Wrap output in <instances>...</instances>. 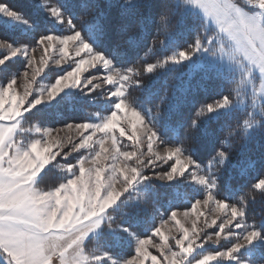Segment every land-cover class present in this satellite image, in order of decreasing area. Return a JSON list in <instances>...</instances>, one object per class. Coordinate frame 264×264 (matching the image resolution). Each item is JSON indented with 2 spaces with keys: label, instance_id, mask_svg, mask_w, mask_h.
<instances>
[{
  "label": "snow or ice",
  "instance_id": "1",
  "mask_svg": "<svg viewBox=\"0 0 264 264\" xmlns=\"http://www.w3.org/2000/svg\"><path fill=\"white\" fill-rule=\"evenodd\" d=\"M188 5L202 14L190 17ZM29 6L41 20L0 0V68L21 65L0 82V264H264V219L249 223L250 206L264 203V0ZM183 64L218 94L201 104L187 89L151 91ZM48 74L52 82L38 81ZM249 90L253 111L240 115ZM32 118L40 123L26 127ZM125 138L134 151L121 149ZM57 172L62 181L42 189ZM181 187L191 197L184 217L215 209L204 227L203 211L189 229L175 201L161 204L158 188ZM170 222L179 226L172 243Z\"/></svg>",
  "mask_w": 264,
  "mask_h": 264
},
{
  "label": "trees",
  "instance_id": "2",
  "mask_svg": "<svg viewBox=\"0 0 264 264\" xmlns=\"http://www.w3.org/2000/svg\"><path fill=\"white\" fill-rule=\"evenodd\" d=\"M9 2L16 8H19L26 12V14L30 16H34L35 19L41 20L42 17L45 15L44 13H41L39 16H36L32 10V8L29 6L30 0H9ZM98 2L101 4V8L99 11L103 12L104 8L103 6L108 4L110 0H98ZM114 2V0H112ZM121 2H124V0H121ZM191 9V8H190ZM193 14L200 15L198 12L193 11L192 9H188V15L191 17ZM5 35H9L12 37L16 36V32H5ZM185 40L190 39V36L186 33L184 36ZM175 46L173 47L172 51H175ZM171 54V52L167 53ZM21 68V65L19 62H10L9 66L7 68H0V81L4 82L6 81L11 74L17 72ZM150 74H145L142 78L147 79ZM175 86V87H174ZM187 89V93L194 99L195 102L203 103L207 100H209L211 97L216 96L219 92V88L216 83L209 82L203 79V72H191L187 64H183L180 66H177L176 71L173 72H166L165 74L161 75L155 82L154 86L152 87V92H159L160 97H163L165 93L169 96H172L174 93L177 96H181L184 94V90ZM129 91L132 93L135 97H140L142 99L146 98L148 96V90L145 89H129ZM159 99L155 101V103H159ZM248 102L244 104H240V112L239 114L242 115L245 111V109L248 112H252L253 109L251 107L252 102H250L248 105ZM99 107H103V104L99 105ZM149 107H152V105H149ZM71 115V113H68ZM87 115L92 116L93 118H98L100 115H105L106 112H104L101 108H90L87 110ZM35 123H40V121L36 118H32L29 121L26 122V127H33ZM242 123V120H241ZM60 124H57L56 126H59ZM32 135V133L27 134ZM34 136L36 134H33ZM26 136V134H25ZM22 139V137H21ZM234 146L239 147L240 144L243 143V139L241 137H235L233 140ZM122 147H129V143H125L123 140L121 143ZM260 152V147L258 144H256L253 147V153L258 155ZM236 162L234 161V164ZM246 167V165H245ZM248 175H255V172L252 169H247ZM235 175V174H233ZM63 173H56V179H49L46 180L44 183H42L40 186L43 188H51L58 185L59 182L62 181ZM247 175L245 177H241V180L246 179ZM164 182H158V184H163ZM159 193V199L161 204L164 207L168 206L169 201H175L176 203L173 205L174 210L178 207L179 210H186L190 208V202L191 197L187 193V189L184 187H181L178 190H173L169 188H158ZM259 200V198H258ZM161 211H163V207L161 208ZM250 217L249 223H259L261 219H264V203H256L255 205L250 206ZM223 245L227 244L226 241H221ZM95 245V242L88 245L89 249H92ZM122 254H127L126 251H124ZM257 261H259V257H257Z\"/></svg>",
  "mask_w": 264,
  "mask_h": 264
},
{
  "label": "rangeland",
  "instance_id": "3",
  "mask_svg": "<svg viewBox=\"0 0 264 264\" xmlns=\"http://www.w3.org/2000/svg\"><path fill=\"white\" fill-rule=\"evenodd\" d=\"M187 8L189 9V10H193V11H195V12H198L200 15L202 14L201 12H200V10H198L197 8H191V7H189V6H187ZM191 8V9H190ZM0 54H2V50H0ZM36 55V57H37V60H39V56H40V53H39V51L35 54ZM57 71H58V69H57ZM38 79V81L39 82H41L42 84H48V83H50V82H52V76H51V74H48V79H43L42 77H38L37 78ZM1 82V81H0ZM20 80L18 79V85H20ZM18 90L19 91H22V87H18ZM248 102V104L250 103V102H252V96H251V92H250V90H249V92H248V94L247 95H241V98H240V104H244L245 105V103H247ZM247 104V105H248ZM36 124H38V123H35L34 125H33V127L36 125ZM56 127H62V125H59V126H56ZM30 134V133H29ZM33 134H36L35 132H33L32 133V135H27L26 134V136H24V137H22V139H30L32 136H34ZM72 136H73V138H75V133L74 132H72V133H70ZM55 135V134H54ZM60 135L61 136H63L64 135V133L63 132H61L60 133ZM124 141H125V143H129L130 145H132V142H130V141H127V139L125 138L124 139ZM143 150L144 151H146L147 150V146H146V143L145 144H143ZM121 149L122 150H127V151H134L135 150V148L132 146V148H131V146H129V147H122L121 146ZM41 187V186H40ZM42 189H45V190H47V189H49V188H43V187H41ZM52 188V187H51ZM188 210H190V208H188V209H186V210H179L178 211V216H177V219H179L180 221H181V224H183L185 227H187V228H189V229H191V226H192V222H193V220L195 219V216L196 215H198V213L200 212V211H203L204 213H205V215L203 216V217H201L200 218V220L197 222V228L199 229V228H202V227H204V220L207 218L208 220H209V222H210V220H211V218L213 217V216H215V215H217V213L215 212V209L211 206V205H208V206H204V205H201V207L198 209V212L197 213H195V214H191L190 213V215H189V217H184L183 215H182V213L184 212V211H188ZM218 223H219V220L217 221ZM178 225H176L175 224V222H170L169 223V225H167L166 226V228L163 230V231H165V234L166 235H169V242L170 243H172L173 241H172V237L173 236H179V232L177 231V229H178ZM205 231H212V229H210V228H205ZM156 242L157 243H160L161 242V239L159 238V237H157L156 238ZM226 243L227 244H225V246H227L228 245V241H226ZM150 251H152L153 252V254L154 255H157L158 254V251H157V249H155V248H152V249H150ZM56 263H58V261H56L55 262V264Z\"/></svg>",
  "mask_w": 264,
  "mask_h": 264
},
{
  "label": "crops",
  "instance_id": "4",
  "mask_svg": "<svg viewBox=\"0 0 264 264\" xmlns=\"http://www.w3.org/2000/svg\"><path fill=\"white\" fill-rule=\"evenodd\" d=\"M188 6L194 9V7H193L192 5H188ZM197 9H198V8H197ZM198 10H199V9H198ZM56 264H58V263H56Z\"/></svg>",
  "mask_w": 264,
  "mask_h": 264
}]
</instances>
